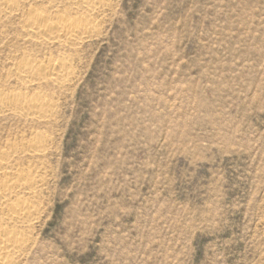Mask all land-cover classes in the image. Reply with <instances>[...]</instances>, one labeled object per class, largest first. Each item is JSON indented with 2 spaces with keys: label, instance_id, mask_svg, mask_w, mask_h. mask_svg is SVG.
I'll return each mask as SVG.
<instances>
[{
  "label": "rangeland",
  "instance_id": "rangeland-1",
  "mask_svg": "<svg viewBox=\"0 0 264 264\" xmlns=\"http://www.w3.org/2000/svg\"><path fill=\"white\" fill-rule=\"evenodd\" d=\"M5 1L0 175L36 188L18 263L264 264V0ZM36 13L92 32L29 36Z\"/></svg>",
  "mask_w": 264,
  "mask_h": 264
},
{
  "label": "bare ground",
  "instance_id": "bare-ground-1",
  "mask_svg": "<svg viewBox=\"0 0 264 264\" xmlns=\"http://www.w3.org/2000/svg\"><path fill=\"white\" fill-rule=\"evenodd\" d=\"M92 1L85 0L84 3L86 4V6H93ZM14 7H15V3H13L12 0H6L4 2L3 9L5 11L7 10L14 11ZM22 24H25L24 25V28L26 30L25 34L27 33V35L29 36L41 37L45 33H50L54 39L63 38L67 41L81 39L83 36L85 37L87 33L89 35L90 32H92V28L91 31L89 32L90 25L88 24V22H83L82 20L73 21L70 19H58L54 21H49L48 19L41 17V15L37 13L32 17H30L29 15V19ZM41 67L36 66L35 64H32L30 62L29 63L21 62L17 65V67L14 68L16 69V72L15 71L14 72L17 75L16 77L24 82H32L35 81L36 79L44 78V77H50L54 81L61 82L69 77V76L67 77V75H69L68 73L69 69L67 70L68 67L67 66H66L67 68L64 67L62 63L51 62L50 64H48V66L44 68ZM3 104L5 107L11 106L13 110L23 113L24 115H31V114L33 115L41 110L43 111V109L47 110V108L44 107L42 103L33 100H24L23 97H21L17 93L16 94L12 93L10 96H8L5 100H3ZM1 169H2L1 171L2 173L0 175V264H17L19 261L21 262L20 257L24 254L26 247H28L27 243L29 241L30 236L29 233L26 232L27 230L25 228L27 227L25 226L26 225L28 226V224L31 221H33V219L35 220L36 212H37L35 209L34 200L33 202L28 197H20L19 195L26 191H30L31 193L34 192L32 191L34 190V185L32 183L33 179L32 180L30 179L32 182L21 181L22 179L18 178L22 176L21 170H20L21 174H19V171L16 172L14 168L9 164L8 165L5 164L4 166L1 167ZM14 176L16 177L18 176L16 180ZM35 177L36 176H34V178ZM35 192H36V188H35Z\"/></svg>",
  "mask_w": 264,
  "mask_h": 264
}]
</instances>
